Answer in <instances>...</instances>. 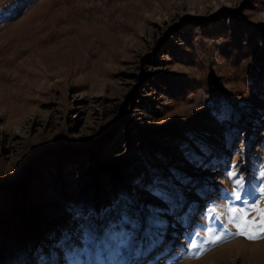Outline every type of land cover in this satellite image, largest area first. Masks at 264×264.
<instances>
[{
  "label": "rangeland",
  "instance_id": "374dc122",
  "mask_svg": "<svg viewBox=\"0 0 264 264\" xmlns=\"http://www.w3.org/2000/svg\"><path fill=\"white\" fill-rule=\"evenodd\" d=\"M263 61L264 0H0V198L24 183L45 224L24 264H264L227 223L233 164L264 203ZM211 67L232 98L202 85ZM147 205L162 242L118 246L111 225Z\"/></svg>",
  "mask_w": 264,
  "mask_h": 264
},
{
  "label": "snow or ice",
  "instance_id": "6c2138e0",
  "mask_svg": "<svg viewBox=\"0 0 264 264\" xmlns=\"http://www.w3.org/2000/svg\"><path fill=\"white\" fill-rule=\"evenodd\" d=\"M189 155H193L191 152ZM230 179L233 180L235 187L229 194L231 198L235 201L240 202L239 206L230 207L228 209V220L227 223L230 224L235 232H231V235L242 236L248 240H259L264 239V203H252L248 204V201L244 198L247 195L244 192V177L239 175V169L235 164L232 165V170L227 173ZM260 175L264 176V169H261ZM159 185L161 182L156 180L154 182ZM149 191L152 196L160 199L161 201L169 204V210H173L178 205H176L169 196V193L164 187H150ZM264 192V188L260 189ZM242 192L244 194L242 195ZM244 205H247L246 207ZM163 209L154 208L150 205L144 206L143 221L139 218L132 219L127 215H124L120 222L111 225L112 229L118 228V231H112L110 237L113 241L117 243L120 247H126L130 245L136 239V233L140 230L143 231L144 240L142 243L147 244L148 249L158 246L164 236V231L167 228V222L162 219ZM215 208H209L208 212H214ZM74 215L79 216L80 214L74 213ZM131 225L133 231H129L125 225ZM208 237L205 243L219 244L225 237L223 235L214 234L215 229L209 228ZM87 234V230H85ZM199 235V233H195ZM70 239V236L66 233L61 240V245ZM199 245L195 240L191 242V248L196 249ZM204 254L203 251L194 253L197 258Z\"/></svg>",
  "mask_w": 264,
  "mask_h": 264
},
{
  "label": "trees",
  "instance_id": "16d2710c",
  "mask_svg": "<svg viewBox=\"0 0 264 264\" xmlns=\"http://www.w3.org/2000/svg\"><path fill=\"white\" fill-rule=\"evenodd\" d=\"M14 7L15 3L10 6V9ZM231 48L233 53L229 54L228 58L238 62L239 47L233 44ZM213 67L209 69L213 81L205 78L202 85L206 90H212L218 96L224 95L232 98L235 95L234 92L221 84L217 71ZM254 68H256L255 72L249 74L248 77L253 79L254 85L260 91L264 87V82H262L264 61L255 65ZM211 82L214 83L212 88L210 87ZM176 121L187 124L196 122L189 115L179 116ZM10 189L11 194L5 192L0 198V264H24L31 247L45 230L43 207L35 195L26 192L24 183H15Z\"/></svg>",
  "mask_w": 264,
  "mask_h": 264
}]
</instances>
